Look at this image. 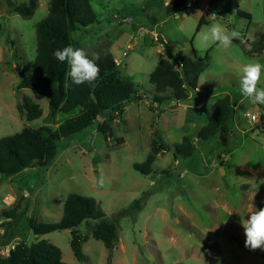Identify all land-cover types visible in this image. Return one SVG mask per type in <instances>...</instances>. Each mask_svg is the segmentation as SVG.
<instances>
[{
	"label": "rangeland",
	"instance_id": "rangeland-1",
	"mask_svg": "<svg viewBox=\"0 0 264 264\" xmlns=\"http://www.w3.org/2000/svg\"><path fill=\"white\" fill-rule=\"evenodd\" d=\"M29 1L0 0V138L54 126L65 117L61 113L53 117L45 97L16 88L19 70L31 72L35 27L45 18L49 2L36 0L28 19L12 10ZM222 1L193 0L187 9L168 15L164 0H90L96 23L70 34L75 49H83L90 57L98 50H109L118 64L112 75L133 83L135 96L141 99L126 103L122 117L108 121L103 114L83 131L61 139L49 166L26 169L8 179L0 176V213L18 203L26 209L11 243L35 241L27 220L58 222L67 195L77 194L99 203L106 218L116 223L119 238L108 252L101 241L88 237L82 245L84 261L78 262L69 231L40 237L60 250L63 264H203L201 255L205 264H264V250L244 246L241 227L253 211L250 205L257 209L264 200L260 183L264 180V127L251 123L245 114L260 116L264 109L242 97L239 87L244 64H264V56L246 55L247 43L264 32V0H228L229 14ZM237 11L251 19L237 16ZM197 12L203 15L195 16ZM212 14L216 17H209ZM202 17L208 22L197 28ZM214 23L229 34H240L231 47L203 42V34ZM171 56L204 59L203 70L187 101L176 105L166 100L157 108L150 75L161 60ZM243 58L246 61L233 67ZM258 87L264 88V72ZM226 95L235 106L232 117L223 131L206 142L198 141L196 134L206 125L213 104ZM23 99L40 107L39 119L27 121L18 113ZM102 121L109 128L106 134L97 130ZM156 131L168 150L154 152L152 172L141 175L133 165L151 157ZM184 137L190 138L195 151L175 160L174 144ZM101 176L105 183L98 188ZM135 200L140 209L134 211L130 206ZM3 224L0 220V241ZM78 230L81 235L87 231L84 224Z\"/></svg>",
	"mask_w": 264,
	"mask_h": 264
},
{
	"label": "trees",
	"instance_id": "trees-1",
	"mask_svg": "<svg viewBox=\"0 0 264 264\" xmlns=\"http://www.w3.org/2000/svg\"><path fill=\"white\" fill-rule=\"evenodd\" d=\"M191 0H172L165 6L168 15L184 10ZM36 0L20 3L13 11L22 18L28 19L33 14ZM225 12L230 13L229 1L223 5ZM237 16L250 20L246 12L237 11ZM224 14L220 15L224 19ZM205 17L198 22V27L207 24ZM96 23L90 0H49L47 14L35 27L36 49L35 59L28 74L19 70L17 90L29 89L48 100L51 115H64L54 126H42L37 129H24L20 133L0 138V176L8 179L26 169L47 167L56 159V144L61 139L83 131L94 123L98 117L106 114L108 121L122 117L124 106L135 96L136 90L129 80H121L112 75L116 69L114 57L109 50H98L100 59L96 61L100 72L92 84L75 85L68 73L67 61L56 60L53 53L58 49L71 46L75 49V41L70 34L85 31ZM7 43H12L7 39ZM252 52L264 53V34H259L252 43ZM89 58H91L89 56ZM161 60L150 75L155 94L152 101L160 108L166 100H173L177 105L189 98V90L196 89V82L203 70L204 59L168 57ZM182 67L176 70V64ZM108 77H110L108 79ZM102 85V86H101ZM101 86V87H100ZM18 113L27 121L37 120L42 116L40 107L27 99L17 105ZM233 107L228 95L219 97L211 108L209 119L197 135V140L206 142L218 132L224 130L226 122L233 115ZM105 126V127H104ZM108 126L102 121L97 130L106 134ZM151 150L153 153L144 164H134L133 168L141 175H149L150 165L154 162V152L167 151V145L159 132L154 133ZM195 151L189 137H184L174 144L173 156L185 159ZM139 201H133L131 210H139ZM264 208V200L257 204V210ZM26 209L18 203L10 209H3L0 220L4 221L1 244L5 245L15 239L18 220L25 215ZM28 226L36 237L33 242H20L8 258L0 259V264H63L60 250L45 239V235L54 232L69 231L70 247L78 262L84 261L82 245L88 237L101 241L104 248L111 252L118 242V230L115 222L109 221L100 205L94 198L77 194L67 195L63 204L61 219L56 223H38L29 219ZM84 224L85 235L79 233V226ZM28 243V244H27Z\"/></svg>",
	"mask_w": 264,
	"mask_h": 264
},
{
	"label": "clouds",
	"instance_id": "clouds-1",
	"mask_svg": "<svg viewBox=\"0 0 264 264\" xmlns=\"http://www.w3.org/2000/svg\"><path fill=\"white\" fill-rule=\"evenodd\" d=\"M170 3V0H168ZM203 13L197 12L195 16H202ZM215 18V14H212ZM239 33L232 31L230 34L219 23L211 24L203 34L202 40L205 44L209 41L217 43L219 46L227 49L232 46L233 39L239 37ZM56 60L60 62L67 61L70 67L68 73L73 84L79 86L82 84H92L99 76V66L96 63L100 59L98 53H92L91 58L83 49H73L71 46L58 49L53 53ZM240 92L242 97L246 98L253 105H264V88L258 87L261 81L264 64L259 62H249L241 68ZM255 119V117H253ZM104 178L101 176L96 183V187L104 186ZM264 184V180L260 181ZM253 211L247 215L246 219L241 221V227L244 235V246L251 251L264 250V208L256 209L253 204L250 205ZM203 264H205L203 255H201Z\"/></svg>",
	"mask_w": 264,
	"mask_h": 264
},
{
	"label": "built area",
	"instance_id": "built-area-1",
	"mask_svg": "<svg viewBox=\"0 0 264 264\" xmlns=\"http://www.w3.org/2000/svg\"><path fill=\"white\" fill-rule=\"evenodd\" d=\"M122 56H126V53H122ZM116 64H117V61H116ZM181 67H182V63L180 62H178L175 66L176 70H180ZM260 108L264 109V107H260ZM245 116L249 118L251 123L258 125L259 127H262V126L264 127V113H262L260 116L256 114L246 113ZM253 117H255V119H253ZM16 245H17L16 243L10 242L0 247V258H8L11 255V253L15 250Z\"/></svg>",
	"mask_w": 264,
	"mask_h": 264
},
{
	"label": "crops",
	"instance_id": "crops-1",
	"mask_svg": "<svg viewBox=\"0 0 264 264\" xmlns=\"http://www.w3.org/2000/svg\"><path fill=\"white\" fill-rule=\"evenodd\" d=\"M172 0H170V2H171ZM193 0H191L189 3H191ZM223 3V5H224V1H222ZM189 3L187 4V7H188V5H189ZM168 4V0H164V3H163V6L165 7L166 5ZM187 7L185 8V9H187ZM184 9V10H185ZM250 19H251V16H250ZM260 34H264V32H262V33H260ZM233 42V41H232ZM253 42H255V41H251L250 43H247V46H246V55L248 56V58L250 57V58H254V59H257V58H261L262 56H264V53H262V52H260V53H258V52H252L251 50H250V47H251V45H252V43ZM246 59V58H245ZM244 58L242 59V60H236V63L234 62V64H233V67H236V65L235 64H238V62L240 61H246ZM197 89V88H196ZM195 89V90H196ZM229 97H230V101H231V96L229 95ZM189 98H190V94H189ZM188 98V99H189ZM187 99V100H188ZM178 105V104H177ZM233 107V109H234V107L235 106H232ZM260 107H264V105H260ZM70 234V233H69ZM122 248V250H123V247H121Z\"/></svg>",
	"mask_w": 264,
	"mask_h": 264
},
{
	"label": "water",
	"instance_id": "water-1",
	"mask_svg": "<svg viewBox=\"0 0 264 264\" xmlns=\"http://www.w3.org/2000/svg\"><path fill=\"white\" fill-rule=\"evenodd\" d=\"M13 56L15 57V55H14V52H13ZM17 60V59H16ZM19 95V93H17V96Z\"/></svg>",
	"mask_w": 264,
	"mask_h": 264
}]
</instances>
